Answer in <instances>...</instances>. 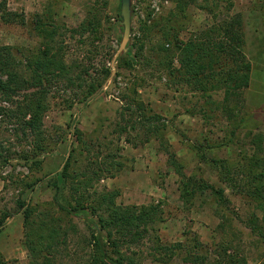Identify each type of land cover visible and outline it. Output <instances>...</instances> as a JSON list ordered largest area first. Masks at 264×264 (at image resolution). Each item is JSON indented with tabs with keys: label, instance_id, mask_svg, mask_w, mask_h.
Listing matches in <instances>:
<instances>
[{
	"label": "rangeland",
	"instance_id": "374dc122",
	"mask_svg": "<svg viewBox=\"0 0 264 264\" xmlns=\"http://www.w3.org/2000/svg\"><path fill=\"white\" fill-rule=\"evenodd\" d=\"M5 1L12 15L5 20L0 11V46L30 53L43 45L38 26L45 23L56 28L57 46L62 48L65 61L89 69L84 76L87 86L92 80L107 77L103 70L111 68L106 83L87 104L83 102L87 87L69 86L64 81L55 85L44 118L49 151L40 170L29 169L19 159L0 164V219L10 216L0 230V251L6 264H29L31 260L24 246V216L18 199L29 198L35 216L49 211L46 204L54 202L55 190L47 184L49 176L34 190L26 181L56 173L71 152L72 175L76 171L92 176L98 165L114 159L124 163L116 174L92 181L87 192L92 198L116 189L120 191L118 204L158 207L156 220L149 225L152 230L134 242L125 240L121 248L135 264H193L194 257L199 258V264H230L229 255L236 259L235 264H264V230L259 234L251 229L255 216L264 226L263 211L198 156L206 151L208 159H227L239 183L244 181L250 157L256 155L264 162V0H132L130 39L121 52V0ZM239 14L243 46L237 45V50L229 53L237 59L243 53L251 63L248 87L226 100L224 87L203 93L173 77L171 72L180 67L175 35L183 41L211 35L215 47L226 42L232 49L234 42L222 37L220 27ZM88 15L96 16L95 26L84 30L81 25ZM140 102L146 116H161L158 125L166 146L149 133V122H144L137 107ZM74 123L83 133L84 143L74 134ZM15 125L0 118V145L16 158L28 147L24 131ZM258 135L263 141L256 148L253 140ZM224 140L231 142L207 149L208 144ZM168 144L183 162L186 174L223 189L226 202H217L211 190L182 200L180 177L162 150ZM72 181L69 176L61 195L73 203ZM72 218L76 228L45 258L46 264H91L94 249L88 242L90 229L80 217ZM179 243L183 246L175 250Z\"/></svg>",
	"mask_w": 264,
	"mask_h": 264
},
{
	"label": "trees",
	"instance_id": "16d2710c",
	"mask_svg": "<svg viewBox=\"0 0 264 264\" xmlns=\"http://www.w3.org/2000/svg\"><path fill=\"white\" fill-rule=\"evenodd\" d=\"M0 11L5 20H8L12 15V12L6 9L5 0H0ZM95 19L96 16L88 15L81 25L82 29L86 30L95 26ZM242 27L241 14L232 21L221 23L220 28L224 32L222 37H226L227 42H234L232 49L228 48L226 42L218 43L215 47V42L211 41L214 37L211 35L197 41H183L178 35H175V47L180 51V67L174 68L171 72L173 77L193 84L203 93L224 87L227 93L226 100L230 95L237 94V91L243 87H248L251 78V63L246 60L243 53H240L241 59L233 58L229 53L236 51L237 45L238 47L243 46ZM214 30L211 29L215 32ZM38 32L43 38V45L29 51L28 54L24 53L22 48H14L9 45L0 46V118L8 119L14 125L17 124L21 127L26 138L25 145L28 147L22 149L15 158V154L10 149L7 150L0 145V164H8L14 159H19L29 165V169L37 171L42 168L44 156L49 151L46 143L44 118L49 109V98L55 85L64 81L69 86L76 84L78 88L87 87L83 99V102L87 104L93 95L102 89L107 77L111 74V68L106 67L103 72L107 77L102 80H92L87 86L84 76L89 74V69L78 63L68 64L65 61L62 48L57 46L56 28L42 23L38 26ZM161 47L166 49L164 44ZM22 65L23 67H21ZM144 106L142 102L137 103L138 109L142 111L144 122H149V133L153 134L155 139H159L161 145L166 146L165 135L160 133L162 127L158 125L162 119L161 116L157 114L146 116L143 111ZM73 128L74 134L78 135L79 142L84 143L83 133L77 128L76 123ZM18 130L15 129V131ZM232 133L234 135L235 131ZM262 141L263 136L260 135L253 140L254 145H259ZM230 142L224 140L216 145L208 144L207 149L220 148ZM162 150L168 154L169 165L180 177L179 190L182 200L188 201L198 191L211 190L217 202H226L227 197L223 189H218L204 178L186 174L183 162L174 152L170 151L169 144ZM3 152L6 153L3 154ZM204 152L198 154L199 158L219 170L223 181L229 182L232 188L239 187L240 189L236 190L239 194L256 201L257 206L263 211L264 218L263 160L256 155L253 158L250 157L247 171L243 175L244 181L239 183L234 180L231 174L232 163L217 156L208 159ZM72 160L73 153L71 152L65 158L64 166L56 173L26 181L27 187L34 190L49 176L47 184L55 190L54 202L46 204L50 206L49 211L35 216L29 198H19L17 201L19 211L24 216V246L31 256L29 264H46L45 258L54 254L70 232L76 228V225L71 224L74 216L85 221L90 229L91 236L88 242L94 249L91 264H135L132 258L128 259L121 253V248L125 240L128 241H126L127 243L134 242L139 239L141 234L152 230L149 225L155 222L158 207L154 204H118L116 199L120 195V191L116 189L104 190L94 198L87 194L94 179L99 180L109 174L114 175L119 172L124 167L122 160L114 159L105 163L104 166L98 165V169L93 171L92 176L76 171H73L72 175L70 173ZM114 170L116 172H113ZM69 176H72L73 179L71 187L73 203L66 201L61 195ZM9 217V215H5L0 219V230L5 219ZM66 223L70 225L69 229ZM251 229L254 233L263 234L264 226L256 216ZM196 240L198 239L196 238ZM181 246H183L181 243L174 245L175 250ZM197 246H199L198 243L194 245L195 248ZM110 248H112V252H110ZM230 257L229 255L230 264H235L236 259ZM191 262L199 264V258L194 257ZM0 264H6V259L1 251Z\"/></svg>",
	"mask_w": 264,
	"mask_h": 264
},
{
	"label": "water",
	"instance_id": "95a60500",
	"mask_svg": "<svg viewBox=\"0 0 264 264\" xmlns=\"http://www.w3.org/2000/svg\"><path fill=\"white\" fill-rule=\"evenodd\" d=\"M131 1L132 0H121V16H122V24L124 26V34L119 52L126 50L128 41L130 39L131 13H132Z\"/></svg>",
	"mask_w": 264,
	"mask_h": 264
}]
</instances>
